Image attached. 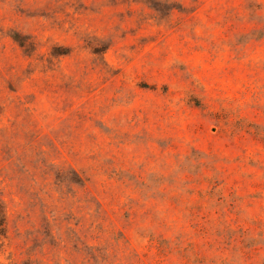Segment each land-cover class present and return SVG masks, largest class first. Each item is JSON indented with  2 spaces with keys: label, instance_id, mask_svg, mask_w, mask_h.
<instances>
[{
  "label": "rangeland",
  "instance_id": "374dc122",
  "mask_svg": "<svg viewBox=\"0 0 264 264\" xmlns=\"http://www.w3.org/2000/svg\"><path fill=\"white\" fill-rule=\"evenodd\" d=\"M0 264H264V0H0Z\"/></svg>",
  "mask_w": 264,
  "mask_h": 264
}]
</instances>
